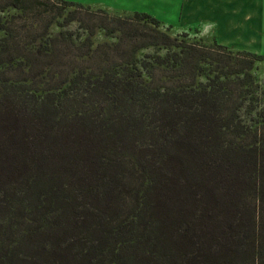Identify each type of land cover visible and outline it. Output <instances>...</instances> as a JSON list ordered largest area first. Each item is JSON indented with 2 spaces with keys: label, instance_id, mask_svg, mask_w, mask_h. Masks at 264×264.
<instances>
[{
  "label": "trees",
  "instance_id": "obj_1",
  "mask_svg": "<svg viewBox=\"0 0 264 264\" xmlns=\"http://www.w3.org/2000/svg\"><path fill=\"white\" fill-rule=\"evenodd\" d=\"M161 24L0 0V264H264V55Z\"/></svg>",
  "mask_w": 264,
  "mask_h": 264
},
{
  "label": "rangeland",
  "instance_id": "obj_2",
  "mask_svg": "<svg viewBox=\"0 0 264 264\" xmlns=\"http://www.w3.org/2000/svg\"><path fill=\"white\" fill-rule=\"evenodd\" d=\"M111 15L147 13L172 37L184 33L193 41L229 46L264 55V0H65ZM105 40L98 34L95 42ZM255 74L264 88V61ZM226 182L223 181L222 184ZM229 183L227 182V185ZM129 212V210H127Z\"/></svg>",
  "mask_w": 264,
  "mask_h": 264
}]
</instances>
